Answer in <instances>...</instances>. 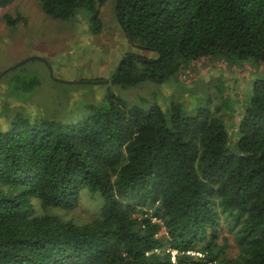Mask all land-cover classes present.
Instances as JSON below:
<instances>
[{"label": "trees", "instance_id": "trees-1", "mask_svg": "<svg viewBox=\"0 0 264 264\" xmlns=\"http://www.w3.org/2000/svg\"><path fill=\"white\" fill-rule=\"evenodd\" d=\"M107 1L40 4L60 20L90 11L96 32ZM111 1L137 50L124 54L114 84L193 82L216 58L264 66V0ZM243 93L237 110L189 114L181 102L129 105L109 88L78 121L8 119L0 264H264V76ZM83 190L100 196L91 220L54 212L73 209Z\"/></svg>", "mask_w": 264, "mask_h": 264}, {"label": "rangeland", "instance_id": "rangeland-1", "mask_svg": "<svg viewBox=\"0 0 264 264\" xmlns=\"http://www.w3.org/2000/svg\"><path fill=\"white\" fill-rule=\"evenodd\" d=\"M100 17L102 27L95 32L90 11L60 20L47 14L40 0H15L0 7V131L18 112L44 113L66 122L81 120L88 115L87 107L100 103L109 88L129 105L168 107L181 102L186 113L196 114L224 103L237 110L246 99L243 92L264 76L262 65L216 58L199 64L193 82L146 81L122 87L111 82L113 75L124 54L137 50L127 42L111 0L101 6ZM32 78L39 82L34 89L19 88ZM94 196L99 194L83 190L73 209L54 212L67 220L89 221L97 214Z\"/></svg>", "mask_w": 264, "mask_h": 264}, {"label": "water", "instance_id": "water-1", "mask_svg": "<svg viewBox=\"0 0 264 264\" xmlns=\"http://www.w3.org/2000/svg\"><path fill=\"white\" fill-rule=\"evenodd\" d=\"M116 15H117V17H119L117 12H116ZM118 19H119V18H118Z\"/></svg>", "mask_w": 264, "mask_h": 264}, {"label": "built area", "instance_id": "built-area-1", "mask_svg": "<svg viewBox=\"0 0 264 264\" xmlns=\"http://www.w3.org/2000/svg\"><path fill=\"white\" fill-rule=\"evenodd\" d=\"M175 254V252H173V255ZM173 259H174V257H173Z\"/></svg>", "mask_w": 264, "mask_h": 264}]
</instances>
